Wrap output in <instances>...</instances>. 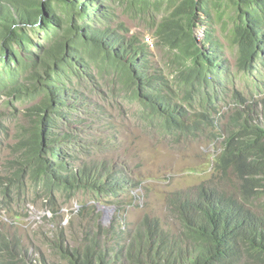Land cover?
Wrapping results in <instances>:
<instances>
[{
	"label": "trees",
	"instance_id": "obj_1",
	"mask_svg": "<svg viewBox=\"0 0 264 264\" xmlns=\"http://www.w3.org/2000/svg\"><path fill=\"white\" fill-rule=\"evenodd\" d=\"M137 1L140 0L127 3L131 6ZM141 2L137 3L139 10L150 6L148 0ZM169 4H173V11L157 24L155 37L159 45L180 51L181 56H176L184 64L176 62L178 68L174 70L173 80L152 65L151 46L147 42L130 37L124 26L114 27L111 8L104 0H0V11H3L0 14V93L11 96V85L19 86L16 72L26 71L27 65H16H24L25 58L34 60L29 66L37 71L31 80L40 74L47 77L46 98L30 109L35 123L30 138L25 141L24 163L32 166L28 172L34 171L36 176L29 179L25 175L27 171H18L15 179L9 178L10 185L13 181L16 183L20 200L25 197L23 188L32 181L39 183L41 177L48 195L54 189L73 195L88 188L117 198L124 192L123 187L137 185L126 173L119 176L102 168L94 174L95 166L85 163V167L78 169L71 164L73 156L72 162L64 160L66 149L74 143L76 149L79 139L54 130L60 129V117L84 123L75 113L80 110L86 115L90 113L87 107L92 99L82 88L85 82L80 68L90 69L91 62L102 61L119 73L122 83L132 89L133 99L144 107L141 112L144 121H158L168 134L181 131L182 135L192 136L200 130L199 117L207 126L215 125L217 118L213 115L219 113L215 97L226 91L229 74V59L223 42L215 35L216 30H207L202 46L198 44L195 30L203 21L198 16L203 14L216 23L212 11L234 9L235 26L226 30L224 38L237 51L238 69L253 74L259 65L264 67V0H170ZM104 21L106 26H97ZM31 30L53 35L48 44L39 45L43 49L41 56H29V47L34 44ZM178 79L184 85V100L199 97V102L209 108L197 114L192 124L187 123L193 118L183 109L179 94L172 86ZM69 83L71 87H67ZM214 86L217 88L211 94L210 88ZM26 87L28 90L29 86ZM234 97L244 107L233 113L234 130L225 139L213 171L225 174L227 180L233 175L236 179L230 180L235 181L238 194L214 187H204L195 194L176 192L171 208L176 220L181 221L180 233L171 232L162 221L147 218L133 235L127 232L116 238V242L131 240L125 252L124 246L113 245L108 251L99 249L98 241L88 236L83 250L66 248L63 239L55 242L53 248L62 254L61 259L66 264H264V221L258 215L260 211L257 213L250 207L264 197V142L256 143L264 140V127L254 123L251 127L249 118L243 122L252 104L248 105L240 92ZM21 98L20 94L16 96L17 101ZM261 103L264 105V100ZM253 143L256 144L253 146ZM44 153H49L52 161L46 160ZM10 185L4 192L9 198L13 193ZM261 208L264 214V201ZM17 254L22 261L15 264H57L45 257L34 259L27 250Z\"/></svg>",
	"mask_w": 264,
	"mask_h": 264
},
{
	"label": "rangeland",
	"instance_id": "obj_2",
	"mask_svg": "<svg viewBox=\"0 0 264 264\" xmlns=\"http://www.w3.org/2000/svg\"><path fill=\"white\" fill-rule=\"evenodd\" d=\"M128 1L104 0L105 5L111 8L114 27L124 26L130 37L147 42L151 46L152 65L173 80L177 65L181 62L184 64L183 60L177 57L181 56L180 51L159 45L155 37L157 24L173 11V4H169L170 0H148L150 6L139 10L137 3L141 0L131 6L128 5ZM212 13L217 18L216 23L209 21L203 14L197 17L203 21L199 20L201 23L195 30V37L202 46L206 31L216 30L215 35L223 42L225 56L229 59L226 91L220 93L217 99L215 97L214 104L219 110L218 114L213 115L217 118L215 125L207 126L203 118H197V114L209 109L208 105L199 102V97L191 100L194 105H190L191 101L184 100V85L179 83L181 79L172 83V86L179 94L178 100L182 102L183 109L193 118L187 120V123L192 124L195 118L200 122V130L194 136L182 135L181 131L176 135L168 134L158 121L153 119L144 121L141 115L144 107L137 99H133L132 89L122 83L119 73L102 61L91 62L88 70L79 67L83 70L82 81L85 82L82 88L93 100L90 109L95 110L96 106L99 107L95 116L105 119L97 123L92 119L88 126L91 116H83L81 112L78 115L75 113V116L82 117L83 120L87 118L88 121L84 124L75 123L74 119L64 120L60 117L58 120L60 129L54 131L68 133L79 139L76 149L75 143L66 149L68 153L63 154L64 160L72 162L73 156L71 164L78 169L102 162L116 165L117 160L126 161L131 167L129 173L133 175L137 185L142 184V189L138 188V191L133 192L135 198H131L129 191L123 192L122 196L115 199L118 204H111L109 201L112 196L104 194V197L99 198L88 188L73 195L63 189H54L52 195H48L43 177L39 179V183L29 182L23 188L25 197H22V200L18 195H14L12 214L3 212L0 216L1 227L8 228L3 229V233L12 231V236L15 234L14 239L21 241L20 252L28 250L34 259L45 256L50 262L66 264L67 261L61 259L62 254L54 250V243L63 239L66 248L83 250L88 244V236L98 241L99 249L108 251L113 245H124L125 252L131 240L121 239L116 242V236H125L127 232L133 235L139 226L144 225L146 218L151 220L161 218L172 232L179 231V224L168 212L169 200L176 192L195 194L204 187H214L223 189L228 194H238L237 186L233 184L235 181L230 180L236 178L231 175L227 180V177L224 178L225 174L213 171V167L222 153L228 131L231 130V117L241 108V102L234 97L235 93H242L250 103L252 99L264 96V67L259 65L254 74H245L238 69L237 51L231 49L229 41L224 38L226 30H232L235 26L233 21L236 17L235 10L227 9L225 12L219 10ZM106 25L104 21L97 26ZM30 33L34 44L29 47L31 51L29 56L34 54L41 56L43 49L40 46L48 44V39L53 35L45 31L31 30ZM63 35L61 32L60 36ZM21 54L25 57L24 53ZM33 61L25 58L24 65H16L18 67L27 65V70L16 72L19 86L15 88L11 85V96L0 93V189L1 178L12 176L14 179L18 171H27L25 175L29 179L36 176L34 171L28 172L32 166L24 163L27 155L25 141L30 138L35 123L34 119H31L30 109L46 98L47 77L40 74L35 80H31L32 75L37 72L29 66ZM190 63L188 59V64ZM26 85L29 86L28 90ZM71 85L69 83L67 87ZM24 88L25 91H22ZM216 88L217 86L210 88L211 94ZM38 91L42 92L37 93ZM19 94L23 98L17 101L16 96ZM44 158L52 161L49 153L48 157ZM110 171L114 172L113 169ZM12 186L18 193L14 181ZM263 198L253 202L251 206L253 211L261 209ZM120 207L123 208L121 212ZM108 211H113L110 217L107 215ZM122 222H125V225H120ZM12 240L13 238H8L3 245L0 242L2 246L0 261L4 264H15L20 258L12 250L11 245L7 244ZM5 244L6 251L3 250Z\"/></svg>",
	"mask_w": 264,
	"mask_h": 264
},
{
	"label": "clouds",
	"instance_id": "obj_3",
	"mask_svg": "<svg viewBox=\"0 0 264 264\" xmlns=\"http://www.w3.org/2000/svg\"><path fill=\"white\" fill-rule=\"evenodd\" d=\"M2 12L3 11H0V14H2ZM254 74V73H253ZM12 87V86H11ZM262 100H264V96H262L261 98H254V99H252V102L250 103V102H248V100H247V104L249 105V104H252V108H251V110L250 111H248V112H246L245 114H244V118H243V122H244V119H248L249 118V121H250V125H251V127H252V123H254V124H257L258 126H262V127H264V105L261 103V101ZM93 103V100H92V102L91 103H89L88 104V110H89V114H84L83 112H81V110L80 111H78L77 113H76V115H78V113L79 112H81V115H83V116H91V118H89V121H88V119L87 118H85L84 119V122H87L88 121V126H89V123L92 121V119H95L94 121L97 123L98 121H100V120H104L105 118H102V117H96L95 115H96V113H97V109H99V107H97L96 106V108H95V110H91L90 109V105ZM243 103H241V108L240 109H237V110H242L243 109ZM246 107V106H245ZM233 116V115H232ZM78 117V116H77ZM79 118H81L82 119V117H79ZM83 120V119H82ZM233 118L231 117V121H230V126H231V130L230 131H228V134H227V137L228 136H230V134H231V132L234 130V127H233ZM82 123V122H81ZM82 124H84V123H82ZM93 129V128H92ZM109 142V141H108ZM261 142H264V140H258L256 143H261ZM256 143H253V146L256 144ZM106 146V145H105ZM44 156L45 157H48V153H44ZM118 164H116V165H111L110 163L108 164L107 162H102V163H99L98 165H92V167L93 166H95L93 169H92V171H93V173L95 174L96 173V171L98 170V169H102V168H107L106 170H108V172H110V174H117V175H119V176H121L122 174H125L126 173V175H127V177L131 180V181H134V182H136L135 180H134V178H133V175L131 174V173H129V171H130V169H131V167L130 166H128V162H126V161H123V160H117L116 161ZM110 169H113L114 170V172H111L110 171ZM118 171H122L121 173H118ZM9 178H12V176H9V177H5V178H1V189H0V216H2L3 215V212H5L6 214H12V200L14 199V195H18V193H16V191L14 190V188L12 189V191H13V193H12V197L11 198H9V197H6L5 196V188L7 187V186H9L10 185V182H9ZM13 179V178H12ZM15 179V178H14ZM136 184H137V182H136ZM11 186V188H12V185H10ZM138 188H139V190L140 189H142V184H138V185H136L135 187H130V186H125V187H123V191L124 192H126V191H129L130 192V196H131V198H135V195H134V193L133 192H136V191H138ZM94 192V191H93ZM95 193V192H94ZM99 198L100 197H104V194H97V193H95ZM105 195H107V194H105ZM110 196H113L112 194H109ZM108 195V196H109ZM120 196H122L121 194L117 197V198H119ZM115 199L116 198H114V197H112V199H110V201H109V203H111V204H118V202L117 201H115ZM174 199V196L169 200L170 201V209L168 210V212H169V216L171 217V218H175V215L176 214H174V211L172 210V205H171V200H173ZM263 201H264V199H263ZM119 207V206H118ZM251 207V206H250ZM120 210V212L122 211V209L123 208H119ZM251 209H252V207H251ZM253 210V209H252ZM263 209L261 208L259 211H260V214H258V215H260V218L264 221V214H262L261 213V211H262ZM259 211H257V213L259 212ZM111 214H113V211H108V213H107V215H108V217H110L111 216ZM147 219V218H146ZM145 219V220H146ZM176 219V218H175ZM11 221H12V219H10ZM153 221H162L163 222V224H166V222H165V220H163V219H161V218H159V219H153ZM177 221V223L179 224V231L178 232H174V233H176V234H178V233H180L181 232V230H182V224H181V221H180V219H178V220H176ZM123 223V224H122ZM122 223H120V225H125V222H122ZM3 229H8L6 226H3V227H1V225H0V242H2V245L5 243V241L7 242V239L8 238H13V240L11 241V242H8L7 244L10 246L11 245V247H12V250L17 254V252L18 253H20L21 254V252H20V244H21V241H19V240H16V239H14V237H15V234H14V236H12V231H9V232H6V233H3ZM172 232V231H171ZM1 236H2V238H1ZM117 237H120V236H116V238ZM122 237V236H121ZM115 238V239H116ZM14 246H15V248H14ZM122 246H124V245H122ZM124 248H125V246H124ZM3 250L4 251H6L7 250V245L5 244L4 245V247H3ZM1 251H2V246L0 245V253H1ZM26 251V250H25ZM28 251V250H27ZM28 254H29V252H28ZM18 255V254H17ZM30 255V254H29ZM19 256V255H18ZM1 257V256H0ZM3 257V256H2ZM20 257V256H19ZM43 257H45V256H39L38 258H36V259H42ZM22 258V257H21ZM21 258H19V259H17V261L16 262H19V261H22V259ZM0 263L1 264H4L3 262H1L0 261Z\"/></svg>",
	"mask_w": 264,
	"mask_h": 264
}]
</instances>
